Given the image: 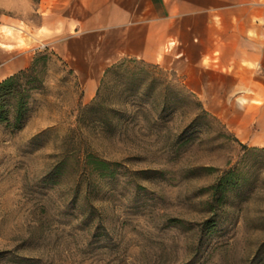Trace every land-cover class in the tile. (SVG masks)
Returning <instances> with one entry per match:
<instances>
[{"label":"rangeland","instance_id":"374dc122","mask_svg":"<svg viewBox=\"0 0 264 264\" xmlns=\"http://www.w3.org/2000/svg\"><path fill=\"white\" fill-rule=\"evenodd\" d=\"M9 1L0 64L3 42L45 57L26 123H0V264H264V73L240 86V66L169 42L163 62L125 57L91 88Z\"/></svg>","mask_w":264,"mask_h":264},{"label":"crops","instance_id":"0c3cea01","mask_svg":"<svg viewBox=\"0 0 264 264\" xmlns=\"http://www.w3.org/2000/svg\"><path fill=\"white\" fill-rule=\"evenodd\" d=\"M5 2L10 1L3 0L9 7ZM16 4L23 18L31 17L33 40L55 49L76 72L85 74L91 88L108 67L125 57L163 62L169 42L175 56L183 54L186 43L193 56L212 58L226 73L240 66V86L253 83L249 72L264 73V0H16ZM19 45L3 42L0 80L31 63L29 49L18 51Z\"/></svg>","mask_w":264,"mask_h":264},{"label":"trees","instance_id":"16d2710c","mask_svg":"<svg viewBox=\"0 0 264 264\" xmlns=\"http://www.w3.org/2000/svg\"><path fill=\"white\" fill-rule=\"evenodd\" d=\"M44 57H35L27 67L0 80V123L13 130L21 128L26 123L31 109L30 101L33 91L43 85L44 76L42 75L43 71L40 68V62ZM243 145L245 148L250 149L247 144L243 143ZM256 148L264 150V147ZM240 171L238 167L232 166L213 184L212 197L208 201L209 208L213 214L204 222L203 230L207 226L217 225L220 221L221 216L218 209L223 205L229 188L240 182V177L243 174V171Z\"/></svg>","mask_w":264,"mask_h":264}]
</instances>
